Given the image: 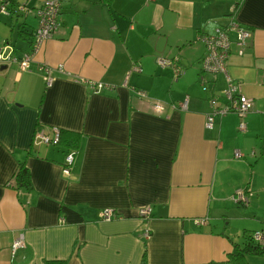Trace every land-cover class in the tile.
I'll use <instances>...</instances> for the list:
<instances>
[{"label": "crops", "instance_id": "1", "mask_svg": "<svg viewBox=\"0 0 264 264\" xmlns=\"http://www.w3.org/2000/svg\"><path fill=\"white\" fill-rule=\"evenodd\" d=\"M31 1L33 9L45 0ZM237 5L234 17L252 38L243 55L234 47L228 73L255 106L244 118L216 117L207 129L226 82L206 75V87L201 84L205 47L197 38L227 25ZM7 17L12 34L1 30L0 40L26 49L15 40L17 30L22 23L34 29L35 14ZM159 57L177 58L184 73L175 79L172 66H158ZM42 65H63L68 74L54 72L47 86ZM93 81L111 88L95 94ZM133 89L169 105L188 95L187 110L155 113ZM41 126L80 135L69 177L62 168L71 149L36 143ZM21 163L30 173L29 190L14 187ZM241 191L245 204L233 200ZM260 195L264 0H71L58 34L42 43L31 70L14 64L0 73V264H143L145 254L147 264H232L229 256L244 233L264 227ZM146 206L153 208L148 221L139 217ZM105 208L119 218L102 221ZM19 237L26 246L13 254ZM247 261L264 264L255 255Z\"/></svg>", "mask_w": 264, "mask_h": 264}, {"label": "built area", "instance_id": "2", "mask_svg": "<svg viewBox=\"0 0 264 264\" xmlns=\"http://www.w3.org/2000/svg\"><path fill=\"white\" fill-rule=\"evenodd\" d=\"M17 0H0V13L6 16H13L14 13L22 12L24 14L33 13L37 18V25L33 29V35L30 41L26 43V49L19 47L14 40H6L0 45V73L4 70L3 67H10L17 65L19 71L26 72L31 70L35 54L39 51L42 43L46 40L54 38L60 29V15L64 5L71 0H45L42 5L36 8H29L26 4L17 5ZM243 0H240V2ZM238 9L228 19V24L225 26L217 27L212 33H203L198 36L197 41L202 43L205 47V55L201 62V84L206 87L208 80L206 75L213 77L223 76L226 86L221 91V95L214 98V101L223 99L220 107L215 108L211 114L206 117V128L212 129L215 125L216 117H224L229 114H237L239 117L244 118L254 110L255 101L242 94L241 83L234 81L228 73V60L233 53L234 47L239 55L244 54V50L250 39L252 38V31L241 25L234 17ZM157 64L161 68L171 67L174 70V78L178 79L184 73L181 66L177 65V58L168 59L159 57ZM137 71L142 70L137 67ZM42 78L47 86H51L54 82V72L66 73L63 65L57 67H50L42 65L39 67ZM89 87L93 93H101L110 86L101 82H89ZM127 84V81H126ZM133 92L141 99H146L149 102L152 110L158 114H164L167 109H182L187 110L189 96L187 95L182 102L178 104H165L162 101L150 100L147 94L138 89H133ZM246 130V123L244 121L240 124V131ZM62 137V130L58 127H37L34 134V140L37 143H43L48 146H59ZM254 155V153H252ZM76 151L70 150L65 156L62 173L65 177L71 174L72 166L75 161ZM236 159H240L242 154L236 151L234 154ZM236 203L245 204L248 202V197L245 191H241L233 197ZM153 214L152 206H146L139 209V217L148 221ZM99 218L102 221H112L119 218L117 212L111 208H105L99 212ZM207 219H198L196 223L199 225L207 224ZM145 238L150 237V231H144ZM255 244L262 248L264 253V228L255 231L252 234ZM26 246L24 238H17L12 246V253L15 254L18 250L24 249Z\"/></svg>", "mask_w": 264, "mask_h": 264}, {"label": "trees", "instance_id": "3", "mask_svg": "<svg viewBox=\"0 0 264 264\" xmlns=\"http://www.w3.org/2000/svg\"><path fill=\"white\" fill-rule=\"evenodd\" d=\"M61 16V15H60ZM33 35V27L28 26L25 23L19 25L17 30V35L15 40H22L23 42L30 41ZM80 135L67 132L62 130V137L60 146L65 147L67 149H77L79 146ZM14 187L17 189H31V179L30 173L27 169L25 163H21L16 174L14 176ZM244 242L242 244L234 245V252L230 254L229 261L232 264H249L247 261V255H262L264 253L262 248L255 244L251 235H246L244 237ZM46 264H67L66 260H48ZM143 264H147L146 254L143 258Z\"/></svg>", "mask_w": 264, "mask_h": 264}, {"label": "rangeland", "instance_id": "4", "mask_svg": "<svg viewBox=\"0 0 264 264\" xmlns=\"http://www.w3.org/2000/svg\"><path fill=\"white\" fill-rule=\"evenodd\" d=\"M21 1H22L23 3H25L26 5H28L29 7H31V6L34 4V3H32L31 0H21ZM37 1H39V2H37L38 5L42 2L41 0H37ZM35 5H36V3H35ZM10 21H11V20L8 19V17H7L5 14L0 13V31H1V30H6V32H8V34L10 35V33H11V31H10L11 22H10ZM11 34H12V33H11ZM4 40H5V39L0 40V41H2V43L0 42V45H2V44L4 43ZM8 40H13V39L8 38ZM21 41H22V40H20V42H21ZM260 197L262 198V200H260V205H261L262 208L258 209L257 212H259V213H261V214H264V197L261 196V195H260ZM257 198H259V197L257 196ZM262 228H264V227H262ZM262 228H261V229H262ZM241 230H242V229H241ZM250 231H251V232H250ZM250 231L245 232L244 235H245V234H246V235H251V234H252V230H250ZM242 234H243V230L239 232V234H238L239 237H237V240H239V241L241 240ZM255 257L260 258V260L264 262V256H262V255H258V256H256V255H255Z\"/></svg>", "mask_w": 264, "mask_h": 264}, {"label": "water", "instance_id": "5", "mask_svg": "<svg viewBox=\"0 0 264 264\" xmlns=\"http://www.w3.org/2000/svg\"><path fill=\"white\" fill-rule=\"evenodd\" d=\"M6 67H3V69L2 70H4Z\"/></svg>", "mask_w": 264, "mask_h": 264}]
</instances>
